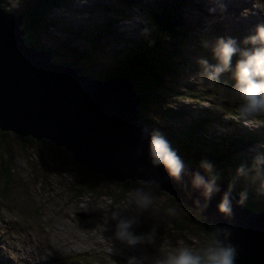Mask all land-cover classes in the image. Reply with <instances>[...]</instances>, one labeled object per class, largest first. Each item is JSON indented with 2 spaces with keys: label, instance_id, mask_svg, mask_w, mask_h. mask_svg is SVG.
<instances>
[{
  "label": "rangeland",
  "instance_id": "374dc122",
  "mask_svg": "<svg viewBox=\"0 0 264 264\" xmlns=\"http://www.w3.org/2000/svg\"><path fill=\"white\" fill-rule=\"evenodd\" d=\"M142 1L64 0L59 3L61 6L54 7L51 15L60 19L61 25L74 28L73 31L95 34L93 37L99 39L97 42L100 46L106 45L111 52L120 48L117 39H103L102 36L96 35L97 28L93 29V26L112 24L114 30L124 35V38L141 39L149 21L144 7L139 8ZM156 1L158 4L163 2L149 0L147 4L152 11L159 8L158 5H151ZM229 2L230 0H203L202 7H186V21L193 24L202 19L205 32L213 33L216 30V33L220 34L223 24L235 18L237 12L233 7L238 6L242 9L241 12L247 15L245 24H264V0L257 1V9L245 2L237 3V0H233L228 4ZM0 4L10 13L19 15V11L25 9L30 2L0 0ZM195 4L201 5L196 0ZM218 6H221L219 11ZM113 8L123 11L125 15L119 17L113 14ZM191 28L197 31L192 25ZM39 43L56 47L61 55V58L55 59L58 64H63L62 61L72 63L74 59L69 51L83 52V47L88 46L80 40H68L66 34L60 30L50 35L44 33ZM207 43L210 48L216 46L213 42ZM189 47L188 45L187 48ZM92 54L93 63L108 59L106 52L94 50ZM201 76L203 75L195 73L180 75L177 78L179 80H176V92H183L188 85L192 89V92H188L191 96H184L183 93L171 96L164 93V103L159 101L161 103L153 104L151 118L157 122L165 121L159 117L162 116L163 110H176L184 105L182 108L198 111L199 115L194 113L195 117L202 118L205 112L218 113L225 117L223 120H217L220 121L218 124L212 122L210 130H206L207 135L222 138L237 134L238 121H243V118L231 112L232 109L239 111L236 106L231 107L235 105L231 100L236 99L227 94L229 101H225L221 94H217L228 92L224 85L219 82L212 86L206 80L201 82ZM168 86L172 84L169 82ZM210 89L213 93L204 95L206 98L202 100H197L192 95H200L197 90L204 93L203 90ZM219 105L229 106L230 109L225 113L221 106L220 109L215 107ZM8 135L7 138L0 133V264H48L47 259L57 257L61 258L62 264H128L132 258L140 264H157V261L163 260L170 252L181 247V242L197 251L207 244L208 239L197 230L195 214L167 195L156 194L148 185L140 182L134 183L129 193L141 188L152 192L154 202L147 210H143L135 205L129 193L121 198V189L114 182L100 184L94 193H80L74 183L75 179L80 177L71 171V166L66 163L67 157L62 151L48 142L24 143L17 136ZM252 153L251 148L245 154ZM8 165L9 171L4 173ZM169 209H175L177 215H172ZM113 211H119L122 217H135L138 223L133 231L137 235L147 236L155 229L153 242L129 247L117 240L114 235L117 221L112 218ZM184 219L191 223L188 225V231H176L174 222H186ZM82 253H87L89 257Z\"/></svg>",
  "mask_w": 264,
  "mask_h": 264
},
{
  "label": "water",
  "instance_id": "95a60500",
  "mask_svg": "<svg viewBox=\"0 0 264 264\" xmlns=\"http://www.w3.org/2000/svg\"><path fill=\"white\" fill-rule=\"evenodd\" d=\"M24 24L23 16L0 4V133L48 142L67 160L70 155L84 170L106 182H154L148 184L153 192L167 195L195 214L200 233V226L209 235L215 229L228 230L221 231L219 239L236 249L235 264H264V214L245 208L241 198L218 181L215 187L219 191L206 198L204 188L194 185L195 175L199 173L206 182L212 179L183 158L185 171L179 181L163 166L151 164L153 132L141 123L143 98L134 81L100 80L56 63V54L28 44ZM226 193L233 209L231 217L218 207ZM177 222L186 231L191 225L189 220Z\"/></svg>",
  "mask_w": 264,
  "mask_h": 264
},
{
  "label": "trees",
  "instance_id": "16d2710c",
  "mask_svg": "<svg viewBox=\"0 0 264 264\" xmlns=\"http://www.w3.org/2000/svg\"><path fill=\"white\" fill-rule=\"evenodd\" d=\"M26 1L30 4L25 9L20 10L19 15L24 17L23 30L27 33L25 39L29 45L49 50L56 54L57 58H61L56 47H53V45L44 46L39 43L44 33L50 35L60 30L61 33L66 34L68 40H80L86 43L88 46L83 47V52L68 50L74 59L72 63L69 64L64 61L62 63L71 65L79 70L81 74L96 79L107 80L118 77L134 81L135 88L143 98L142 106L139 108L141 123L153 133L159 132L163 135L173 150L187 164L202 169L203 173L210 179L215 177L216 181L225 184L240 198L244 194L246 196L243 204L245 208L256 214H264V121H261L262 125L252 128V130L243 131L239 127L237 134L216 138V136L211 137L206 134V130H210L212 122L218 124L220 121L217 120L225 118L216 112V114L205 112L202 114V118H199L194 115V113L198 114L197 110L185 109L182 108L184 106L182 105L176 110L173 108L163 110L162 116L159 117L164 118L166 122H157L151 118L153 104L164 103L162 98L164 93L171 96H178L182 93L184 96H191L189 95L191 93L188 92H192V89L188 85L185 86L183 92H176V80H179L177 78L180 75L187 76L194 73L204 75L205 68L201 61L206 60L209 65L218 63L214 51L209 52L202 45L193 43V33L189 34L187 32L186 29L189 26L185 25L179 15L168 9V7H161L156 12L147 11L149 21L147 27L143 30L142 38L138 40L124 38V35L114 30L112 24H103L101 27L94 25L93 29L94 27L97 28L96 35L102 36L103 39L108 37L117 39V45L120 48L110 52L105 47L106 45L100 46L97 42L99 39L93 37L95 34L73 31L74 28L61 25V20L51 15L54 7L61 6L59 3L64 0ZM111 12L119 17L125 15L123 11H118L116 8H113ZM195 39L198 40L197 37ZM183 44H188L191 48H187ZM94 50L106 52L107 61L101 59V62L93 63L94 60L91 55H93ZM188 50L190 52H186ZM243 52L238 50L233 57L231 69L219 77V82L224 85V89L228 92L217 94H221L225 101H229L226 95L230 94L229 90L235 86V66ZM169 82L170 85L172 84L170 87L168 86ZM197 92L200 95L192 94L197 100H202V98H206L204 95L213 93L211 89L209 91L203 90L204 93L198 90ZM231 103L235 104L231 107L236 106V109L241 107V102L238 100H231ZM220 106L225 113L230 109L226 105L215 107L220 109ZM231 112L239 114L237 110L232 109ZM210 120L214 121L210 122ZM1 135L8 138V134L1 133ZM22 141L24 143L33 142L32 139ZM251 148H254L252 149L253 153L245 154ZM67 156L66 163H69L73 167V171H71L80 177L74 181L80 193H94L100 184L106 182L103 178L96 177L91 172L84 170L70 155ZM203 162L212 165L211 172L201 167ZM9 168L10 165L6 166L4 173L8 172ZM116 185L123 187L120 195L122 197L133 187L134 183L126 182L124 184L117 183ZM173 227L178 232L186 231L184 224L179 222H174ZM200 227L201 232L207 235L208 238L207 244L202 245L203 248L208 246L211 237L202 226Z\"/></svg>",
  "mask_w": 264,
  "mask_h": 264
},
{
  "label": "clouds",
  "instance_id": "9594fccd",
  "mask_svg": "<svg viewBox=\"0 0 264 264\" xmlns=\"http://www.w3.org/2000/svg\"><path fill=\"white\" fill-rule=\"evenodd\" d=\"M16 2L18 3V0ZM15 6L14 4L13 7ZM245 43L254 47L250 51H244L237 61L234 73L235 86L229 90V93L234 99L241 102L239 118H243L246 124H253L256 122L255 117L264 116V24L258 25L255 34L249 36ZM237 52L238 48L234 39H219L214 49V55L218 63L209 65L206 60L201 61L205 71L204 75L200 77V81L204 82L206 80L212 86L218 84L219 77L231 69L233 57ZM149 155L153 166H163L171 178L176 181L181 179L185 171V164L177 152L173 150L168 140L159 132H155L151 136ZM201 167L208 172L212 171V165L208 162H203ZM241 171L243 170L241 169ZM215 181L216 178L213 177L211 182H206L197 173L194 185L198 188L203 187L205 197L210 198L214 191H219L215 187ZM140 183L148 185L154 182L141 180ZM129 195L132 196L135 205L143 210H147L154 202L151 190L135 189ZM245 199L246 196L242 194L241 205L244 204ZM218 207L220 213L229 217L232 216L233 209L228 193L224 195ZM169 212L172 215H177L175 209H169ZM112 218L117 221L115 238L121 243H125L129 247H135L138 244L153 242L155 229L147 236L137 235L133 231L134 226L138 223L135 217H122L119 211H113ZM221 231L228 232L227 229H215L210 233L211 239L208 246L201 248L199 251L183 245V242H181V247L170 252L163 260L157 261V264H235L236 249L219 239ZM128 264H140V262L132 258Z\"/></svg>",
  "mask_w": 264,
  "mask_h": 264
},
{
  "label": "bare ground",
  "instance_id": "6f19581e",
  "mask_svg": "<svg viewBox=\"0 0 264 264\" xmlns=\"http://www.w3.org/2000/svg\"><path fill=\"white\" fill-rule=\"evenodd\" d=\"M211 177V176H210ZM151 246V245H150ZM127 251V250H126ZM130 252V251H129ZM142 263V262H141Z\"/></svg>",
  "mask_w": 264,
  "mask_h": 264
}]
</instances>
